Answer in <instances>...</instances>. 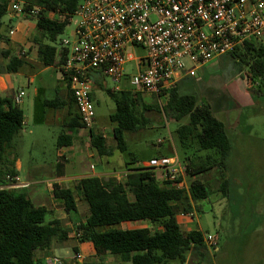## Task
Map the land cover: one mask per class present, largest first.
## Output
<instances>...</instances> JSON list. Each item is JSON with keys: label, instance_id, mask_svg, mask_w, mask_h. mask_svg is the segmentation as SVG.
Wrapping results in <instances>:
<instances>
[{"label": "trees", "instance_id": "trees-1", "mask_svg": "<svg viewBox=\"0 0 264 264\" xmlns=\"http://www.w3.org/2000/svg\"><path fill=\"white\" fill-rule=\"evenodd\" d=\"M21 1L27 10L40 8L39 14L33 16L39 34L34 44L40 64L43 67L60 66L67 49H59L54 42L63 33L80 0ZM8 3L9 0H0V56L7 59L4 68L0 67V75L19 72L27 63L26 53H13L10 37L1 31L4 17L8 14ZM51 12L64 18H52L49 16ZM2 43L9 47L2 49ZM228 55L240 72L247 69L242 76L247 82L257 83L258 90L264 94V43L250 39ZM184 83L178 82L169 91L162 110L157 104L147 102L140 91L108 90L115 103L110 120L114 125L116 147L108 145L105 137L94 129H90V142L100 156H111L115 149L129 156L125 161L128 169L125 182H118L114 177L103 179L91 175L80 178L74 188L58 182L53 184V196L67 213L78 211V198L88 204L86 220L75 223L73 228L78 240L91 242L99 255L111 253L131 264H166L171 259L186 264L191 253L204 259L209 254L204 232L198 229L185 232L177 215L192 212L194 203L209 198L211 189L201 175L211 169L221 173L223 181L220 187L228 194L229 179L225 178V173L232 140L228 127L215 115L212 104L199 102L196 94L184 92ZM43 104L54 109H66L65 127L70 133L59 134L57 147L71 145L73 133L84 125L69 86L65 97L44 99ZM155 108L169 119H187L177 128L176 136L190 177L188 192L161 183L151 168L134 167L142 160L159 156L136 155L129 149L126 139L127 134L144 129L150 123L147 113ZM24 123L25 115L19 103L10 93H0V264H41L36 258L37 251L49 247L54 238L67 239L71 232L62 220L52 217L50 208L35 204L26 192L1 188L7 181L1 161ZM201 151L205 154H199ZM64 162V158H59L57 166H63ZM11 174L15 172L11 171ZM198 210L202 212L200 208ZM137 220L148 221L157 228L119 227L124 222Z\"/></svg>", "mask_w": 264, "mask_h": 264}, {"label": "rangeland", "instance_id": "rangeland-1", "mask_svg": "<svg viewBox=\"0 0 264 264\" xmlns=\"http://www.w3.org/2000/svg\"><path fill=\"white\" fill-rule=\"evenodd\" d=\"M49 16L62 17L56 13H49ZM20 20L28 24L24 37L29 47L24 53L29 55L32 50L36 51L34 39L39 36L36 20L30 15L22 16ZM4 22L3 33L11 39L9 45L12 52L23 54L24 48L15 43L9 35V30L17 28V24L10 20L8 14L4 17ZM75 38L74 22L70 21L54 44L59 47L63 40L73 41ZM256 41L264 43V35ZM8 47L6 43L1 44L2 49ZM127 52L136 55L145 53L140 46H129ZM6 62L7 59L0 56L1 68H4ZM33 65H26L19 72L11 73L14 92L17 94L20 89L24 91L19 106L24 111L26 122L14 137L7 158L8 161L19 158L22 162L21 180L32 174L35 180L40 181L36 187L48 195L47 186L52 176L50 171L54 169L58 159L57 138L59 134L67 131V111L45 106L43 100L65 97L66 81L59 66L43 67L38 59ZM134 66L133 61L128 62L126 70L131 71ZM186 66L191 68L194 65L186 62ZM245 72L247 69L244 68L243 72H240L232 57L227 54L197 67L194 74L188 76L183 84L184 92L196 94L199 102L212 104L215 115L228 127L232 140L228 170L225 173V178L229 179L228 194L220 187L223 181L221 173L211 169L201 175L209 185L211 194L206 200L194 203L193 209L195 226L198 224L204 233H217L218 250H208L209 254L205 259L195 257L191 253L186 264H264V94L258 90L257 83L246 81L242 76ZM116 87L128 88L129 84L117 83L111 77L100 74L96 77L92 90L96 111V124L93 129L95 132L109 135L108 144L114 148L116 140L111 136L114 125L110 115L115 110V103L108 90ZM143 96L147 102L157 104L160 110L166 104V99L159 100L155 95ZM147 115L150 123L144 129L126 135L129 149L140 157H147L152 153L173 155L176 152L184 161L185 155L179 146L176 130L180 124L186 123L187 119H169L156 108ZM85 130L89 136V129ZM87 146L89 153L94 152L97 157L89 156V153L77 157V161H81V164H77L80 172L99 173L105 171L106 167L119 170L125 168L124 161L129 156L119 150L115 149L111 156H100L90 140ZM199 154L204 155L205 152L201 151ZM75 173L77 171L67 172L68 175ZM186 180L189 182L190 177ZM74 187L75 184H72V188ZM87 207L88 204L78 198V211L71 212V216L75 220H81L89 212ZM181 214L184 213H179ZM181 226L185 232L189 231L184 224ZM119 227L127 228L123 224ZM139 227L141 226H134ZM156 228V225L152 226V229ZM66 262L74 264L71 259ZM166 264L181 263L177 259H171Z\"/></svg>", "mask_w": 264, "mask_h": 264}, {"label": "built area", "instance_id": "built-area-1", "mask_svg": "<svg viewBox=\"0 0 264 264\" xmlns=\"http://www.w3.org/2000/svg\"><path fill=\"white\" fill-rule=\"evenodd\" d=\"M39 12V7L27 10L21 0H9L10 18ZM70 21L76 38L61 42L59 49L66 48L67 55L59 67L81 122L90 130L96 122L92 90L100 74L129 84L114 91L137 90L167 99L179 80L192 76L197 67L264 35V0H80ZM16 31L11 28L9 35ZM129 46H140L145 53H128ZM132 61L135 66L127 71ZM186 62L194 66L188 68ZM23 95L22 90L15 101ZM141 166L153 169L161 183L189 191L187 164L177 153L152 157ZM6 180L1 188L30 186L15 174ZM182 215L193 218L194 212ZM204 243L208 250H218L217 233L205 232ZM45 264L65 263L47 257Z\"/></svg>", "mask_w": 264, "mask_h": 264}, {"label": "crops", "instance_id": "crops-1", "mask_svg": "<svg viewBox=\"0 0 264 264\" xmlns=\"http://www.w3.org/2000/svg\"><path fill=\"white\" fill-rule=\"evenodd\" d=\"M10 17V16H9ZM21 16H14L10 19H12L13 22L17 24V31L16 33L11 36L12 40L19 44L21 48H24V51H27V40L24 37V31L26 27H28V24L25 21L20 20ZM2 32H4V26L1 29ZM22 52V51H21ZM18 54V53H17ZM31 54V55H30ZM29 55L26 53V59L27 63L26 65L34 66V62L37 61V51H33ZM227 55V54H226ZM224 56V55H222ZM221 57V56H220ZM22 67V68H23ZM21 68V69H22ZM186 77H182L179 82L183 81L186 82ZM29 81H32V77L29 79ZM14 79L11 73H3L0 75V92L3 93H10L14 98L17 96V94L22 91H20L16 94L14 90L12 89ZM66 85V92H67V83ZM93 93V92H92ZM93 100L95 102V97L93 94ZM26 122V120H25ZM96 124V122H95ZM67 129V128H66ZM86 128H79L76 130L74 135V140L71 145H62L60 147H57V155L58 159L56 164L54 165V169L50 171L52 174L51 178L49 179V184L47 186V191L49 192L48 195H45L40 189L36 187V184H38L40 181L35 180L32 176V174H28V176L23 181H28L30 183V186L27 188H21V187H15V189L21 190L26 192V194L33 200L35 204L47 206L52 210V217H55L57 219H60L63 221L64 225L68 228H71V232L68 235V238L65 240H60L58 238H54L50 244L49 247L45 249H39L36 253V258L38 259L39 263L45 264V259L47 257H53L57 258L64 263L67 264L66 261H69L70 259L73 260L74 264H131V262H123L119 257L111 254V253H105L103 255H99L94 247V245L91 242H80L77 238V235L74 231V224L79 221H85L87 218V215L85 217H82L81 220H75L71 214L67 213L61 203L57 201L53 196V184L58 182L64 185L65 187H72V184L76 185L77 181L85 176H91L96 175L103 179H107L109 177H114L118 182H125L126 175L128 173V169L126 168V164L124 161L125 168L119 170L116 168L110 169L106 167L105 171L103 172H80L81 170L77 168V164H81V161H77V157H81L84 154H88L90 151L87 149L88 140H90V135H86ZM93 129V128H92ZM106 129V128H105ZM90 132V130H89ZM95 132V131H94ZM66 133H70L67 129ZM99 133V132H97ZM102 134V133H101ZM106 142L108 144L109 135L102 134ZM111 136H113V127ZM110 145V144H108ZM93 147V146H92ZM94 148V147H93ZM95 149V148H94ZM176 153V152H175ZM7 154H4V157L1 161L3 170L8 174H11V171L15 172V175H18L20 178V170H22V162L19 160V158H15L14 161H8ZM99 154V153H98ZM154 154V153H152ZM165 155V154H164ZM89 156L97 157L95 156V153L92 152V154L89 153ZM59 158H64L65 162L64 165L61 167L57 166V163L59 161ZM69 161H66V160ZM146 160H142L134 165L141 166L144 164ZM107 163H110V161H106ZM92 168V165H91ZM93 169V168H92ZM77 171L75 174L68 175L67 172H74ZM14 175V174H12ZM45 195H43V194ZM79 192L76 194L78 195ZM131 196V194H129ZM47 196V197H46ZM88 208V207H87ZM178 222L181 224H184L186 227L190 230L198 229V224L195 226V218H190L188 216L184 215H177ZM127 228H134L135 225L141 226V227H149L151 226L150 223H148L145 220H137V221H128L122 223ZM190 226V227H189ZM152 227V226H151ZM182 227V226H181ZM183 229V228H182ZM155 230V229H152ZM75 253V254H74ZM79 254L81 257L80 259H76L75 255ZM66 260V261H65Z\"/></svg>", "mask_w": 264, "mask_h": 264}]
</instances>
